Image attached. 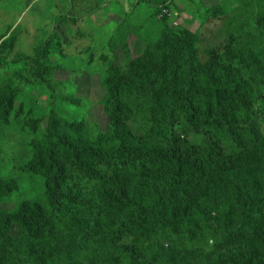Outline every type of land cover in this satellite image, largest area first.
Listing matches in <instances>:
<instances>
[{
  "label": "rangeland",
  "instance_id": "374dc122",
  "mask_svg": "<svg viewBox=\"0 0 264 264\" xmlns=\"http://www.w3.org/2000/svg\"><path fill=\"white\" fill-rule=\"evenodd\" d=\"M255 2L167 0L168 18L176 23L173 28L161 16L163 7L155 8L139 0H104L100 5L96 0H0V91L7 82L22 88L14 98L10 116L0 121V241L14 238L20 230L15 222L23 219H12L13 214L24 204L41 201L46 187L63 208L64 220H71L66 214L71 210L75 215L88 212L98 216L96 204L108 200L121 207L133 187L125 180L130 169L153 158L152 151L143 153L142 149H119L111 157L93 152L83 141L77 148V157L58 155L60 159L53 161L50 151L58 140L50 131L52 109H56L58 118L79 130L85 125L86 137L94 141L110 126L112 101L106 97L116 93L107 87L112 68L127 79L138 76L146 81L147 98L139 106L150 110L161 76L170 74V66L162 65L163 59L172 56V61L181 60L183 48L192 50L193 60L180 63V77L193 68H216L226 63L238 67L231 56L234 37L238 32L261 30ZM42 51L50 66L43 77L51 86L57 85L56 94L63 99H54L50 86L38 84ZM257 103L252 121L255 127H263L260 99ZM124 106L131 107L129 99L121 101L125 113L122 122L134 140H140L137 119ZM182 138L174 137L171 143ZM94 164L99 170L95 177L88 173V167ZM150 170L151 165L143 176L148 178ZM145 220L155 230L167 223L161 212L146 216ZM35 224L40 231L46 228L44 220H35ZM63 228L65 250L71 257L80 258L86 251L84 241L91 233L79 235L70 224ZM239 240L221 246L209 242L207 247H189L187 243L175 247L168 240L162 242L158 236H150L148 243H154L146 251L137 243L140 238L126 236L117 245L127 255L125 264L130 250L134 251L137 264H167L182 254H200L204 258L208 255L210 259V254L216 252L225 256V263L240 264L259 246L238 244ZM25 258L22 250L14 255V264H24Z\"/></svg>",
  "mask_w": 264,
  "mask_h": 264
},
{
  "label": "trees",
  "instance_id": "16d2710c",
  "mask_svg": "<svg viewBox=\"0 0 264 264\" xmlns=\"http://www.w3.org/2000/svg\"><path fill=\"white\" fill-rule=\"evenodd\" d=\"M103 1L96 0V4ZM166 1L139 3L169 10ZM255 8L261 30L238 32L234 37L231 56L238 67L226 63L216 68H193L180 77V63L193 60L192 50L183 48L181 60L172 61V56L163 59L162 65L170 66V74L161 76V86L150 110L139 106L147 98L146 81L138 76L127 79L112 68V80L107 87L116 93L106 97L112 101L110 126L94 141L86 137L85 125L79 130L58 118L56 109H52L50 131L58 140L50 151L53 161L60 159L58 155L77 157V148L83 141L93 152L111 157L119 149H142L143 153L152 151L153 158L130 169L125 180L133 187L125 203L121 207L114 200L96 204L98 216L88 212L75 215L71 210L66 213L71 220H64L63 208L51 198L46 187L41 201L24 204L13 214L12 219L23 220L15 222L20 230L11 241H0V264H14V255L22 250L26 255L24 264H125L127 255L117 243L126 236L140 238L137 243L146 251L154 243H148L150 236H158L162 242L168 240L175 247L185 243L189 247H207L209 242L221 246L240 239L238 244L259 246L240 264H264V126L255 127L252 121L260 99L259 111L264 122V0H256ZM162 10L161 16L171 25V19ZM44 55L42 51L38 84H47L54 99H63L56 94L57 85L51 86L43 77L50 69ZM150 75L151 71L147 73ZM21 91L12 82L0 91V121L10 116L14 98ZM126 92L131 93L125 96ZM123 98L130 100L131 107H124L137 119L140 140H134L133 133L122 122ZM180 136V141L171 143ZM150 165V176L146 178L143 172ZM88 173L95 177L98 167L89 166ZM132 208L138 211L131 212ZM157 212L163 213L167 221L161 230L153 229L145 220ZM104 216L106 220H101ZM40 219L46 223L42 231L35 224ZM68 224L76 227L79 235L91 233L84 241L86 251L80 258L71 257L65 250L63 227ZM133 254L130 250L128 264H137ZM209 257L182 254L167 264H233L225 263V256L217 252Z\"/></svg>",
  "mask_w": 264,
  "mask_h": 264
},
{
  "label": "built area",
  "instance_id": "2783aa9c",
  "mask_svg": "<svg viewBox=\"0 0 264 264\" xmlns=\"http://www.w3.org/2000/svg\"><path fill=\"white\" fill-rule=\"evenodd\" d=\"M162 14L167 15L169 17V13L166 9L162 10ZM172 25L176 26V23L172 22Z\"/></svg>",
  "mask_w": 264,
  "mask_h": 264
},
{
  "label": "clouds",
  "instance_id": "9594fccd",
  "mask_svg": "<svg viewBox=\"0 0 264 264\" xmlns=\"http://www.w3.org/2000/svg\"><path fill=\"white\" fill-rule=\"evenodd\" d=\"M173 26V25H172Z\"/></svg>",
  "mask_w": 264,
  "mask_h": 264
}]
</instances>
